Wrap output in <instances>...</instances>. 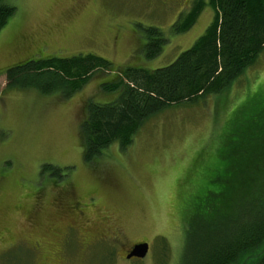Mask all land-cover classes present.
<instances>
[{"label": "rangeland", "instance_id": "374dc122", "mask_svg": "<svg viewBox=\"0 0 264 264\" xmlns=\"http://www.w3.org/2000/svg\"><path fill=\"white\" fill-rule=\"evenodd\" d=\"M7 2L16 11L0 30V232L13 237L6 239L11 243L0 241V264L38 262L39 253L32 250L35 234L13 211L15 198L40 188L42 177L65 174L96 189L97 203H104L108 217L118 213L114 217L126 244H151L144 260L129 261L113 240L90 248L88 264H182L187 203L198 193L200 172L223 141L224 130L232 127L228 121H244V100L252 93L257 100L264 95V50L221 94L167 107L138 129L127 148L113 142L85 161L79 128L87 101L108 103L119 96L102 91L101 84L119 78L117 70L126 66L153 70L171 64L204 34L215 10L208 2L187 31L176 33L173 25L188 14L193 0ZM149 27L166 37L153 59L144 54ZM87 53L105 57L115 69L89 78L69 98L6 88L2 72L17 63ZM45 164L52 168L42 171Z\"/></svg>", "mask_w": 264, "mask_h": 264}, {"label": "trees", "instance_id": "16d2710c", "mask_svg": "<svg viewBox=\"0 0 264 264\" xmlns=\"http://www.w3.org/2000/svg\"><path fill=\"white\" fill-rule=\"evenodd\" d=\"M208 2L215 10L212 22L174 62L153 70L119 68L120 79L101 84L102 91L119 96L108 103L87 101L79 128L85 161L100 156L113 142L127 148L138 129L167 107L221 94L256 62L264 50V0H193L173 31H187ZM15 11L0 0V30ZM145 31L144 54L153 59L163 48L165 33L156 27ZM18 64L6 72L7 88H35L63 98L96 74L115 69L94 53ZM254 95L244 100V121H228L232 127L224 130L223 141L200 172L198 193L183 216L182 264H264V95L259 100ZM50 168L45 164L42 171Z\"/></svg>", "mask_w": 264, "mask_h": 264}, {"label": "flooded vegetation", "instance_id": "af4514ba", "mask_svg": "<svg viewBox=\"0 0 264 264\" xmlns=\"http://www.w3.org/2000/svg\"><path fill=\"white\" fill-rule=\"evenodd\" d=\"M59 177L50 176L46 181L42 177L44 183L40 188L16 197L13 205V211L22 216L24 224L35 234L32 250L39 253L36 264H88L90 248L110 245L113 240L123 248V259H145L128 258L135 243L130 239L126 244L123 240L116 219L118 213L108 217L104 203H97L96 189L67 180L68 174ZM12 237L0 232L1 242L11 243L6 239Z\"/></svg>", "mask_w": 264, "mask_h": 264}, {"label": "water", "instance_id": "95a60500", "mask_svg": "<svg viewBox=\"0 0 264 264\" xmlns=\"http://www.w3.org/2000/svg\"><path fill=\"white\" fill-rule=\"evenodd\" d=\"M149 252V243L147 241L138 242L133 245L132 250L128 254V258L138 257L144 258Z\"/></svg>", "mask_w": 264, "mask_h": 264}]
</instances>
